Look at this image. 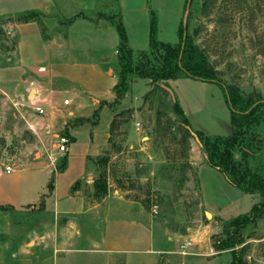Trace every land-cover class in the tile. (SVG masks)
<instances>
[{
	"label": "crops",
	"instance_id": "1",
	"mask_svg": "<svg viewBox=\"0 0 264 264\" xmlns=\"http://www.w3.org/2000/svg\"><path fill=\"white\" fill-rule=\"evenodd\" d=\"M140 4L134 0H11L10 4L0 0V16H19L25 11L40 14L38 20L9 25L16 45L12 57L0 66V93L9 97L10 92L22 91L26 83H31L40 96H46L45 114L39 118L49 128L48 134H32L33 143L13 162L16 168L11 173H5V163L0 162V207L5 208L0 209V264H24L17 258L22 254L20 245L17 250H8L2 239L18 219L33 223L37 209L48 215L49 220L42 223H65L60 245L70 247L62 258L46 264H160L164 255L170 262L171 255L179 254V244L188 236H156L144 220L118 215L110 206L91 219L93 232L83 234L79 223H88L87 214L94 213L101 202L90 203L80 186L71 190L77 182H88V164L103 155L113 116L140 104L151 88L149 79L131 76L129 90L119 105L110 106L115 99L112 88L117 83L118 35L109 17L118 14L132 51L147 50L144 34L148 25L149 48L151 9ZM130 16L137 20H130ZM190 80L167 81L188 120L192 114L204 112L202 99L185 89L193 84ZM194 83L201 98L206 99L209 90L212 99L213 85ZM6 96L0 97L3 103L8 100ZM222 98L225 119L230 123L223 94ZM66 99L68 103L62 105ZM59 136L69 140L64 152L57 149ZM33 148H39L34 152L39 154L37 158L29 157ZM200 151L194 152L190 163L197 168L203 206L221 220L247 213L256 203L255 197L228 184L205 163V153ZM204 173L213 183L201 180ZM227 251H215L208 239L197 238L181 257L182 263L228 264L231 255Z\"/></svg>",
	"mask_w": 264,
	"mask_h": 264
},
{
	"label": "rangeland",
	"instance_id": "2",
	"mask_svg": "<svg viewBox=\"0 0 264 264\" xmlns=\"http://www.w3.org/2000/svg\"><path fill=\"white\" fill-rule=\"evenodd\" d=\"M134 1H140V7L145 3L148 9L155 11L159 41L168 44L178 42L174 24H178L181 17L193 43L217 71L222 82L251 99L257 96L264 98V0H210L206 7H203V0H190L185 11L183 7L187 0ZM4 2L10 4L11 0ZM17 18L18 15L0 16V66L14 54L16 40L9 25ZM131 19L137 20L134 16H130ZM132 27L137 30L134 23ZM145 33L143 46L148 49V25ZM160 54L155 50L149 58L158 63ZM190 81L193 84L185 86V89L198 100L202 99L204 110L190 116L192 128L201 129L210 137L230 134L220 88L210 84L213 85V97L211 99L208 90L204 99L195 88L194 80ZM24 91L10 92L9 97L0 93V97L8 98L6 103L0 100V162L5 164L15 162L19 154L33 143L31 131L10 103ZM258 116L259 124L245 132L242 143H249L252 138L256 142L258 140L257 151L249 158L248 166L264 177V107L258 110ZM113 119V130L103 158L89 162V180L78 185L90 203L101 204L94 213L87 214L88 223H79V228L83 234L93 232L91 219L110 206L118 211V215L144 220L156 236H188L180 242L179 254L171 255L170 262L164 255L165 259L162 258L160 263L184 264L181 257L193 241L204 237L212 246L222 230L223 220L219 216L205 215L211 212L202 204L197 168L190 163L194 152L200 151L199 145L193 137L186 136L181 119L173 110L171 96L157 89L155 84H151L140 104L120 110ZM38 150L33 148L29 157H34ZM234 157L240 158L239 147H235ZM201 180L213 183L205 173ZM104 183L105 193L100 188ZM253 196L255 202L260 201L259 196ZM154 206L157 213L152 211ZM46 220H49L48 215L37 209L33 223L20 219L11 223V231L2 242L8 250H17L20 245L22 254L17 258L22 259L21 263L46 264L62 258L64 251L70 248L67 244L60 245L65 223H42ZM237 234L241 243L236 249L243 251L246 261L264 264V211L246 223Z\"/></svg>",
	"mask_w": 264,
	"mask_h": 264
},
{
	"label": "trees",
	"instance_id": "3",
	"mask_svg": "<svg viewBox=\"0 0 264 264\" xmlns=\"http://www.w3.org/2000/svg\"><path fill=\"white\" fill-rule=\"evenodd\" d=\"M210 0H203V7H206ZM186 3L183 11L186 10ZM36 11H25L18 16L17 21H29L38 17ZM72 20V19H71ZM118 35L116 48L118 59L117 83L112 88L115 94L111 107L119 105L129 90V78L149 79L156 88L171 96L173 110L180 117L181 125L187 137H193L205 153V163L212 169L219 172L225 181L236 187L243 193L257 195L260 201L254 203L247 213L222 221V230L219 239L212 247L216 251L230 249L231 260L228 264H250L244 258L243 251L237 250L239 245L238 231L246 223L258 217L264 211V177L251 170L248 160L257 151L259 145L252 138L249 143H242L245 132L254 125L259 124L258 110L264 107V98L257 96L255 99L242 95L237 88L227 85L217 77V71L208 63L203 53L193 43L187 26L180 19L177 25L176 35L178 42L175 44L163 43L158 40V23L154 11H150L149 21V48L147 50L132 51L128 46L127 35L119 17H109ZM183 48L181 51V44ZM158 50L159 62L150 60V55ZM180 56V57H179ZM188 78L209 84L217 85L223 94L225 103L229 109L231 132L226 136H207L200 130H194L188 118L184 114L179 100L167 83L168 80ZM114 119L110 124V134L113 130ZM110 139V137H109ZM108 139V141H109ZM264 141V137H263ZM235 147L240 148V158L234 157ZM102 157H97L100 160ZM187 165H189L187 163ZM75 183L71 190L78 187ZM51 184H49V188ZM101 192H106L105 183L101 185ZM0 209H5L0 207ZM224 237V238H222Z\"/></svg>",
	"mask_w": 264,
	"mask_h": 264
},
{
	"label": "built area",
	"instance_id": "4",
	"mask_svg": "<svg viewBox=\"0 0 264 264\" xmlns=\"http://www.w3.org/2000/svg\"><path fill=\"white\" fill-rule=\"evenodd\" d=\"M31 89L34 90V96L32 99H28V94ZM24 90V93L21 94L16 101L11 100L10 103L19 112L20 116L24 120L26 128L29 129L32 134L34 133L36 135L40 131L48 134V126L39 118V116L45 114L44 106L47 103L46 96H40V93L37 91V89L33 88L32 84L29 82L26 83ZM67 103V99L62 101V105H66ZM68 141L69 140L66 137L59 136L57 138V149L61 152H64ZM40 149L44 148L41 147ZM15 168V163L3 164V170L5 173H11ZM152 211L153 213H157L156 206L153 207Z\"/></svg>",
	"mask_w": 264,
	"mask_h": 264
},
{
	"label": "water",
	"instance_id": "5",
	"mask_svg": "<svg viewBox=\"0 0 264 264\" xmlns=\"http://www.w3.org/2000/svg\"><path fill=\"white\" fill-rule=\"evenodd\" d=\"M189 3H190V0H187V3H186V10H187L188 7H189ZM182 48H183V42H182V44H181L180 56H181ZM180 56H179V57H180ZM33 96H34V90L31 89V91H30L29 94H28V99H32ZM195 141H196V140H195ZM38 156H39V154L36 153V154H35V157L37 158ZM205 215H206V217H210V216H211V215H210L209 213H207V212L205 213Z\"/></svg>",
	"mask_w": 264,
	"mask_h": 264
}]
</instances>
